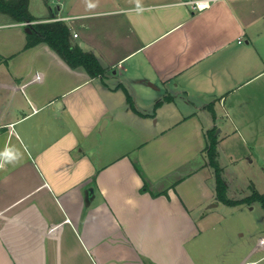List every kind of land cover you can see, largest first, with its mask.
<instances>
[{
  "label": "crops",
  "instance_id": "crops-1",
  "mask_svg": "<svg viewBox=\"0 0 264 264\" xmlns=\"http://www.w3.org/2000/svg\"><path fill=\"white\" fill-rule=\"evenodd\" d=\"M182 1L30 0L96 77L0 24V264H209L212 133L220 163L264 171V0Z\"/></svg>",
  "mask_w": 264,
  "mask_h": 264
},
{
  "label": "rangeland",
  "instance_id": "rangeland-1",
  "mask_svg": "<svg viewBox=\"0 0 264 264\" xmlns=\"http://www.w3.org/2000/svg\"><path fill=\"white\" fill-rule=\"evenodd\" d=\"M45 1L47 0H32L33 11L38 13L39 7L44 6ZM10 21L9 16L0 14V24ZM12 30L13 28H4V32L9 34H13ZM220 165L223 166V176L230 185L228 197L241 199L240 197L247 193H252L256 187L250 184L251 179L257 181L259 190L264 192V171L260 166L256 164L246 167L236 166L230 160L226 162L222 160ZM217 203H220L217 210L222 213V217L217 218L219 221L216 225L217 230L207 236L210 241H206L205 254L209 256V264H236L240 262L248 247L255 246L260 239L259 234H264V205L260 200L237 204L239 206H232L223 201L213 202V205ZM253 255L249 259L264 255L263 247H259L257 253ZM258 264H264V258L259 260Z\"/></svg>",
  "mask_w": 264,
  "mask_h": 264
},
{
  "label": "trees",
  "instance_id": "trees-1",
  "mask_svg": "<svg viewBox=\"0 0 264 264\" xmlns=\"http://www.w3.org/2000/svg\"><path fill=\"white\" fill-rule=\"evenodd\" d=\"M30 0H0V13L10 16L15 22H32L36 18L29 8ZM32 31L27 33V47L45 42L56 50L72 67H84L91 76L96 77L105 73L97 55L90 50H85L78 42L74 41L72 28L64 20H49L29 23ZM128 100L134 108L133 99L127 91ZM209 164L213 167L216 179L217 198L229 205L251 203L260 200L264 205V194L256 189L241 199L228 197V185L223 176V169L219 163L218 139L212 133L206 147Z\"/></svg>",
  "mask_w": 264,
  "mask_h": 264
},
{
  "label": "built area",
  "instance_id": "built-area-1",
  "mask_svg": "<svg viewBox=\"0 0 264 264\" xmlns=\"http://www.w3.org/2000/svg\"><path fill=\"white\" fill-rule=\"evenodd\" d=\"M217 0H183L182 2L188 5L194 12H200L208 9ZM74 36L77 37L78 33L74 32Z\"/></svg>",
  "mask_w": 264,
  "mask_h": 264
},
{
  "label": "water",
  "instance_id": "water-1",
  "mask_svg": "<svg viewBox=\"0 0 264 264\" xmlns=\"http://www.w3.org/2000/svg\"><path fill=\"white\" fill-rule=\"evenodd\" d=\"M26 30H27V32H31V31H32L31 26H28ZM91 189H92V188H91Z\"/></svg>",
  "mask_w": 264,
  "mask_h": 264
}]
</instances>
